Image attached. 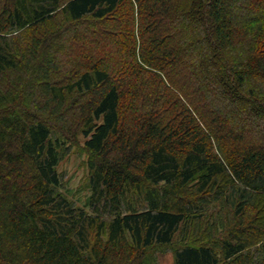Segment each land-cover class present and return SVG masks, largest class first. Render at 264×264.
<instances>
[{"label":"trees","instance_id":"16d2710c","mask_svg":"<svg viewBox=\"0 0 264 264\" xmlns=\"http://www.w3.org/2000/svg\"><path fill=\"white\" fill-rule=\"evenodd\" d=\"M159 252L264 264V0H0V264Z\"/></svg>","mask_w":264,"mask_h":264},{"label":"rangeland","instance_id":"374dc122","mask_svg":"<svg viewBox=\"0 0 264 264\" xmlns=\"http://www.w3.org/2000/svg\"><path fill=\"white\" fill-rule=\"evenodd\" d=\"M255 122L258 120L248 117L241 125L248 123L251 126V123ZM87 160L88 155L83 150V141H80V145L72 149L71 154L64 159L59 167V172L63 176L64 192L77 201V204H82L86 196L85 185L89 173ZM157 256L155 264H174V255L171 252H159Z\"/></svg>","mask_w":264,"mask_h":264}]
</instances>
